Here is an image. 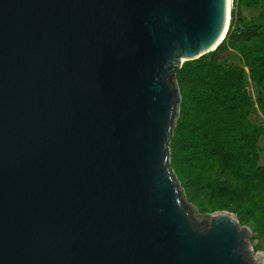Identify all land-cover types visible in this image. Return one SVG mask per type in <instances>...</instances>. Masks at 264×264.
I'll return each mask as SVG.
<instances>
[{"label":"water","instance_id":"95a60500","mask_svg":"<svg viewBox=\"0 0 264 264\" xmlns=\"http://www.w3.org/2000/svg\"><path fill=\"white\" fill-rule=\"evenodd\" d=\"M226 7L0 0V264H264L170 166L177 73Z\"/></svg>","mask_w":264,"mask_h":264},{"label":"trees","instance_id":"16d2710c","mask_svg":"<svg viewBox=\"0 0 264 264\" xmlns=\"http://www.w3.org/2000/svg\"><path fill=\"white\" fill-rule=\"evenodd\" d=\"M240 2L257 16L248 20L233 13V24L217 51L186 62L177 73L182 103L171 164L190 203L199 204L197 189L208 190L210 212L200 213L225 210L223 197L234 195L235 187L251 197L234 210L239 223L264 231V199L257 192L264 189V168L257 164L264 128L249 119L255 109L264 117V0ZM227 51L241 57L243 68L220 63L219 56ZM246 75L260 90L256 103Z\"/></svg>","mask_w":264,"mask_h":264},{"label":"rangeland","instance_id":"374dc122","mask_svg":"<svg viewBox=\"0 0 264 264\" xmlns=\"http://www.w3.org/2000/svg\"><path fill=\"white\" fill-rule=\"evenodd\" d=\"M233 13H241L248 20L257 16L256 10L247 8L245 5H243L240 2V0H232L231 1L229 16L232 15ZM230 25H231V18L229 17L227 20V32L228 33H229L228 30H230L229 29ZM227 32H226V34L228 35ZM219 60H220V63L224 64L225 66L243 68V63H242L241 57L236 52L227 51V52H225L219 56ZM246 78H247V80H246L247 81V84H246L247 90L250 94L252 101L254 103H256V101L260 95V90L258 88H256V86L250 81V79L248 78L247 75H246ZM180 96H181V92H180ZM181 103H182V97H181ZM178 114H179V116L175 120V126L173 128V135H172V138H171V141L169 144L171 168H172V164H171V158H172L171 143H172V140L174 139V134H175V131L177 129V124H178V121L181 117V104H180V109L178 111ZM249 119H250V122L256 128H264V117L257 111V109H255L252 112ZM180 144H182V142ZM257 150H258L257 164L259 167L264 168V136L259 139V141L257 143ZM216 158H217V155H216ZM183 190H184V188H183ZM233 190H234V195L223 197V204L225 206V210L214 211L211 213H200V209H207L208 210L207 212H210L209 210H210V204L212 203V199L209 198V195H208L209 192L207 189H204V190L197 189V192H198L197 196L199 199L198 205H194L188 201V197L186 196L185 190H184V195H185L184 197L187 200V202H189L196 209L197 213L200 216H203L206 214L207 215H213L215 213H223L224 212V213H230L231 215H233L238 220L237 215L234 213V210H236L237 207L240 206V204L247 202V200H251V197L250 196H248V197L244 196V194L240 190L235 189V187H233ZM257 192H258V194H260V197H262L264 199V189H257ZM256 195H257V193L254 194V196H256ZM262 206L264 207V202H263ZM243 227L248 228L251 232V236H250L249 241H250V246H251L253 252L264 254V231H262V229L258 225L252 226L250 224H243V225L240 224V228H243Z\"/></svg>","mask_w":264,"mask_h":264},{"label":"bare ground","instance_id":"6f19581e","mask_svg":"<svg viewBox=\"0 0 264 264\" xmlns=\"http://www.w3.org/2000/svg\"><path fill=\"white\" fill-rule=\"evenodd\" d=\"M231 1L232 0H227V7H226V18H225V23H224V27H223V30L218 38V40L207 50L206 53H211V52H214L217 50V48H219V46H221V44H223V42L225 41L226 37H227V20L228 18L231 16H229V13H230V7H231ZM232 21V20H231ZM230 28H231V25H230ZM229 28V29H230ZM229 31V30H228ZM228 33V32H227ZM207 55V54H206Z\"/></svg>","mask_w":264,"mask_h":264}]
</instances>
